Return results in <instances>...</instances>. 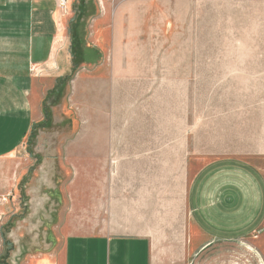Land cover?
<instances>
[{"label":"crops","instance_id":"1","mask_svg":"<svg viewBox=\"0 0 264 264\" xmlns=\"http://www.w3.org/2000/svg\"><path fill=\"white\" fill-rule=\"evenodd\" d=\"M150 1L68 0L65 12L57 9L56 0L1 1L0 168L42 120L48 91L58 79L70 75L73 34L81 44L83 63L71 86L76 88L74 95H90L92 90L98 95V131L92 145L98 155L93 161L94 197L87 202L94 213L79 214L81 205L74 201L62 213L71 233L63 243L62 264H206L217 246L240 243L252 245L264 264V247L258 245L264 242L259 235L264 231V173L246 157L264 158V95L243 114L241 124L247 134L232 133L228 131L231 126L219 125L222 134L214 142L224 147L212 148V125L204 123L201 128L206 127L207 132L199 135L195 131L203 117L196 114V51L181 49L174 66L173 87L181 97L175 118L185 117L191 124L180 139L175 138L176 133L167 137L164 126L146 129L144 120L135 128L129 120L134 119L135 77L149 85L151 78L157 77L158 87H163L168 82L161 74L165 66L112 64L107 56L112 52L123 55L119 49L135 31V17L119 10V5ZM237 1L240 6L241 0ZM184 54L190 63L183 64ZM263 55L260 51V62ZM226 62L222 59L225 66ZM237 69L247 71L250 82L264 88L263 63ZM120 71L128 72L122 96L123 89L109 74ZM135 71L143 74L133 76L130 72ZM153 71L158 74L151 75ZM236 71L226 67L222 77L225 81L237 79ZM183 87L185 103H181L183 91L179 92ZM209 101L206 112L211 107ZM247 111L255 112L254 131L248 132ZM183 137L187 144L180 143ZM205 142L208 152L231 151L200 164L199 148ZM237 144L242 145L239 151L234 150ZM79 145L69 151L78 152ZM74 157L72 166L78 168L79 155ZM82 192L90 196L88 190ZM170 241L174 254L156 263L152 248L156 244L167 248Z\"/></svg>","mask_w":264,"mask_h":264},{"label":"rangeland","instance_id":"2","mask_svg":"<svg viewBox=\"0 0 264 264\" xmlns=\"http://www.w3.org/2000/svg\"><path fill=\"white\" fill-rule=\"evenodd\" d=\"M118 8L135 17V31L119 49L124 54L113 55L111 51L112 55L107 56L108 62L161 65L165 66L161 74L168 77L167 86L163 87H158L157 77L151 78L150 85L140 78L141 83L137 82L135 77L136 93L131 101L135 106L134 119L129 118L135 128H140L138 125L144 120L146 129L164 126L162 130L167 137L171 135L173 138L175 133V138L183 136L191 122L185 117L183 120L175 118V108L181 97L173 87L174 66L178 62L177 52L190 49L196 51L199 68V112L196 114L203 116L195 128L196 134L207 132V128L201 126L210 123V139L214 143L211 147L215 149L224 147L214 142L222 134L219 125L231 126L228 131L232 133L247 134L241 119L244 112L255 105V100L264 95V88L254 86L248 72L237 68L264 64V55L259 61V52H264V0H241L240 6L237 0H152L124 3ZM185 58L184 54L183 64L190 63V57ZM222 59L227 61L226 66ZM226 67L228 71L237 70V79L224 80L222 76ZM130 73L133 76L143 74ZM109 74H113L111 79L115 78L123 89L128 72ZM154 74L158 73L151 72ZM75 78L74 74L58 99L45 103L46 120L43 121L42 111V120L34 124L22 147L0 168V256L4 264H62L63 243L71 234L63 221V210L74 201L76 206L81 205L79 214L94 213L87 202L93 201L94 197L93 161L98 152L92 145L98 131L95 129L98 124V95L94 90L90 95H74L76 88L71 84ZM219 83H227V87H217ZM108 86L110 89V84ZM180 91H183L181 103H185L186 88H179ZM208 99L211 107L206 112ZM221 108L225 110L221 111ZM128 112H131L130 108ZM246 120L248 132L254 131L257 124L255 112L247 111ZM43 122L44 126H38ZM180 143L187 144V141L183 137ZM75 144H81L78 152L69 151V147ZM206 147L205 142L199 148L200 164L209 160L207 158L228 156L231 151L208 152L204 150ZM235 147L237 151L242 145ZM78 155L80 166L77 168L72 165L76 160L74 156ZM246 157L264 173V158ZM83 187L90 196L84 195L87 192H82L85 189L81 191ZM259 235L264 241V231L261 230ZM170 244L167 248H159L157 244L152 248L156 263L160 258L174 254L173 241ZM258 245L264 247V242ZM211 258L206 264H263L255 248L248 243L217 246Z\"/></svg>","mask_w":264,"mask_h":264},{"label":"trees","instance_id":"3","mask_svg":"<svg viewBox=\"0 0 264 264\" xmlns=\"http://www.w3.org/2000/svg\"><path fill=\"white\" fill-rule=\"evenodd\" d=\"M71 52H72V70H71V73L67 77H63V78L58 79L56 81L54 88L51 90L50 93H48V95H47V97L43 103V111H44V116H45L43 121L46 120L47 115H48L47 109L45 107V103L49 100H53V98L58 99L62 95V93L64 91L63 89L70 83V81L72 80V77L76 73L78 67L83 63L81 44H80L79 40H77L75 38V36H73V34H72V38H71ZM38 126H44V122ZM5 243L7 244V241H5ZM0 264H4L1 261V256H0Z\"/></svg>","mask_w":264,"mask_h":264},{"label":"built area","instance_id":"4","mask_svg":"<svg viewBox=\"0 0 264 264\" xmlns=\"http://www.w3.org/2000/svg\"><path fill=\"white\" fill-rule=\"evenodd\" d=\"M0 0V4H1ZM56 6L59 11L65 12L68 7V0H56Z\"/></svg>","mask_w":264,"mask_h":264}]
</instances>
